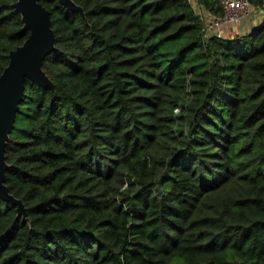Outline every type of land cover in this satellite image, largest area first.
I'll return each mask as SVG.
<instances>
[{"label":"trees","instance_id":"obj_1","mask_svg":"<svg viewBox=\"0 0 264 264\" xmlns=\"http://www.w3.org/2000/svg\"><path fill=\"white\" fill-rule=\"evenodd\" d=\"M38 1L53 87L25 80L5 146L0 264H264V12L228 38L189 0Z\"/></svg>","mask_w":264,"mask_h":264},{"label":"water","instance_id":"obj_2","mask_svg":"<svg viewBox=\"0 0 264 264\" xmlns=\"http://www.w3.org/2000/svg\"><path fill=\"white\" fill-rule=\"evenodd\" d=\"M64 6L83 14L72 0H58ZM256 6V0H249ZM13 8L20 14L22 29L28 32L23 43L8 53V63L0 73V199L16 207L17 216H26L20 199L9 193L4 183L8 164L5 146L13 128L16 112L24 94L25 80L40 87L52 88V82L42 69L44 58L54 49V32L48 11L38 0H14Z\"/></svg>","mask_w":264,"mask_h":264},{"label":"built area","instance_id":"obj_3","mask_svg":"<svg viewBox=\"0 0 264 264\" xmlns=\"http://www.w3.org/2000/svg\"><path fill=\"white\" fill-rule=\"evenodd\" d=\"M222 14L215 15L209 11L199 14L203 23V31L206 35H217V30L221 24L242 21L251 14L252 4L249 0H220ZM194 9V8H193ZM261 12H264V0H261Z\"/></svg>","mask_w":264,"mask_h":264},{"label":"crops","instance_id":"obj_4","mask_svg":"<svg viewBox=\"0 0 264 264\" xmlns=\"http://www.w3.org/2000/svg\"><path fill=\"white\" fill-rule=\"evenodd\" d=\"M194 10L203 14L207 12L202 5L198 2V0H189ZM262 18V12L256 6H252L251 14L248 18L227 24H221L218 30L216 31L219 36L222 37H233L235 35H239L247 32L253 25H255Z\"/></svg>","mask_w":264,"mask_h":264}]
</instances>
